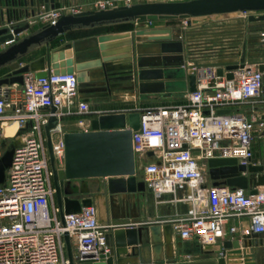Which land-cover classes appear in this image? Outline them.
<instances>
[{"label": "built area", "instance_id": "2783aa9c", "mask_svg": "<svg viewBox=\"0 0 264 264\" xmlns=\"http://www.w3.org/2000/svg\"><path fill=\"white\" fill-rule=\"evenodd\" d=\"M114 1L98 0L93 9L118 6ZM68 8L63 4L40 11L37 19L42 25L53 24L63 14L82 11ZM188 19L183 18L184 24ZM261 36L264 39V29ZM226 64L193 63L195 88L186 102L143 109L139 126L132 129L135 165L143 172L145 186L156 196L169 194L171 201L186 205L169 222L180 239L202 246L216 244L235 231L264 232V186L251 194L242 188L212 185L206 172L207 159L212 157H234L238 163L260 164L264 170V71L244 62L227 78ZM78 95L75 71L50 70L42 77L29 72L20 89L0 85V155L4 140L28 131L12 146L11 164L0 183V264H69L64 232L76 262L94 261L108 252L106 233L111 224L99 223L95 204L65 214L64 223L55 204L43 130L55 116L56 125L50 129L52 150L56 166L63 167L61 119L91 112L89 103ZM50 106L56 110L52 112ZM9 124L16 125L11 135L5 133ZM142 155L149 159L141 162ZM234 219L247 223L226 230Z\"/></svg>", "mask_w": 264, "mask_h": 264}, {"label": "crops", "instance_id": "0c3cea01", "mask_svg": "<svg viewBox=\"0 0 264 264\" xmlns=\"http://www.w3.org/2000/svg\"><path fill=\"white\" fill-rule=\"evenodd\" d=\"M54 1L55 7L66 5L67 2L66 0ZM40 7L43 11V0H41ZM19 9H22V15L18 14ZM32 9L34 7L29 4L27 6L17 5L16 0H14V3L13 0H0V28L23 27V31L15 37V40L36 31L42 24L37 19V12L32 13ZM8 14L10 15V21H8ZM255 18L256 21H253ZM168 20L173 19L128 20L90 27H76L72 31L59 35L49 43L48 47L45 43L34 46L19 60L20 65L31 63L40 57H45L49 52L51 64L55 68L63 69L71 66L75 72H85L86 79L79 82L78 98L89 103L91 112L89 114H66L60 122L62 133L91 130L93 129L92 120L99 118L101 115L121 113L128 115L130 112H139L146 108L186 102L187 94L191 90L189 76L193 74L191 70L193 62L186 55L185 44L183 43L182 51H175L166 48L165 45H168L169 39L152 40L147 38V36L157 35L149 32L151 30L170 29L174 35L173 40L183 42L184 30L182 26L178 24L170 25L166 23ZM249 20L252 24H255L254 29L251 31V37L248 35L250 23L248 21L240 23V27L245 30L247 38L240 41L241 53L239 56L236 58H216L210 62L220 65L237 61L240 60L244 51L245 63L254 64L255 66L264 63V48L256 46L254 49L250 46L260 39L259 33L264 28V20L257 17ZM207 23L210 22L200 21L198 25H206ZM220 23L222 21L217 20L206 26ZM140 31L144 33L139 34ZM242 32L244 33V31ZM168 33L163 32L160 35L165 37ZM67 34H73V38H68ZM139 43L153 44L154 46L147 51L138 52L136 45ZM9 44L1 45L0 49ZM256 56L260 57L259 62L256 61L258 59ZM201 59L200 57V61L195 64L209 62ZM9 71L8 67L0 68V77L7 75ZM5 85L13 89H20L22 84L7 83ZM152 85H155L156 89H151ZM48 110L46 108L42 109L44 112ZM126 125H128L127 116ZM27 133L28 131L21 130L16 139L21 141ZM43 134L46 136L45 129ZM148 159L145 155L139 158L141 162ZM103 178H105V181L100 190L92 193H90V186L83 182L75 184L71 181L65 187L73 197L92 198V203L98 209L100 224L125 221L122 225L129 224L135 228L130 235L131 238L132 234H137V229H141L142 253L152 260L156 257L160 258L157 261L158 264L184 262L215 264L218 255L212 251L218 247L217 243L202 246L195 240H182L178 237L173 225L171 227V250L163 239L162 230L160 231L162 237L161 249L158 252L154 250L149 231L150 224H164L171 221L176 214L182 213L187 208L184 203L171 201V195L169 194L156 196L146 186L142 190L111 193L106 186L107 178ZM137 180H143V176L137 178ZM241 223L246 225L247 222L245 220L241 222L238 219L230 220L226 225V230L230 225L240 226ZM124 236L127 237V234H124ZM226 237L230 236L227 235ZM241 248L245 249L243 245ZM64 252L68 257L66 244ZM242 260V258H229L227 264H243Z\"/></svg>", "mask_w": 264, "mask_h": 264}, {"label": "water", "instance_id": "95a60500", "mask_svg": "<svg viewBox=\"0 0 264 264\" xmlns=\"http://www.w3.org/2000/svg\"><path fill=\"white\" fill-rule=\"evenodd\" d=\"M17 5L33 6L32 13L41 11V0H16ZM44 10L55 7L54 0H43ZM14 3V0H13ZM264 11V0H180V1H153L118 5L108 9H89L76 13L63 14L53 24L42 25L36 31L15 40V36L23 31V27L0 28V46L8 41L9 45L0 49V68L8 67L7 75L0 77V85L7 83L23 84L25 74L33 72L38 77L45 76L50 70L54 73H70L71 66L57 69L51 64L49 52L44 57L20 65V59L34 46L45 43L47 47L59 35L76 27H90L95 25L128 20H154L176 19L185 17H198L212 14L229 13L234 11ZM26 13V11H24ZM22 15V9L18 10ZM15 15V12H14ZM254 17H250L253 19ZM264 20V14L257 17ZM8 21L10 15L8 14ZM149 32L156 33L147 36L148 39H169V50L182 51L183 42L173 40L174 35L170 29H156ZM169 32L165 37L160 33ZM144 33L140 31L139 34ZM153 44L139 43L136 45L138 52H144L153 47ZM164 46V45H163ZM245 52L243 51L239 63L226 64L227 78L233 77V69L243 66ZM264 71V63L258 65ZM222 67L218 74H222ZM78 81H84L85 72H76ZM191 90L195 88V74L189 76ZM158 88V87H157ZM151 89H156L152 85ZM52 112L55 106L48 107ZM222 112V111H221ZM126 116L128 125H126ZM140 113L130 112L128 115L107 114L92 120L91 130L71 131L63 133L64 161L63 167L58 168L52 150L50 129L56 125V117L51 116L45 125L46 144L49 153V164L52 171V180L55 189V201L59 216L64 223V215L81 210L82 206L92 203L91 197H73L66 189L73 179L92 177H106V186L111 193L144 189L143 180L136 178L135 155L132 145V129L139 126ZM100 127V128H99ZM13 148L4 150L0 155V183L5 181V171L11 164ZM150 154V153H149ZM207 173L212 185H227L233 188H242L249 193H256L259 186H264V170L260 164L238 163L234 157H212L207 159ZM125 221H113L106 233L108 252L101 253L94 261L76 262L71 250L70 239L67 232L63 238L66 244L69 264H127L140 262L141 264H158L160 258L154 260L143 255L142 230L134 232L132 225H122ZM171 223H152L149 226L154 250L160 251L163 239L168 248H172ZM127 234V237L124 236ZM264 232L241 233L235 231L230 237L217 243L218 247L212 252L218 255L215 264H227L229 258H242L243 264H264ZM245 247L242 249L241 247ZM248 248V249H246ZM168 264H202L200 262L168 263ZM214 264V263H211Z\"/></svg>", "mask_w": 264, "mask_h": 264}, {"label": "rangeland", "instance_id": "374dc122", "mask_svg": "<svg viewBox=\"0 0 264 264\" xmlns=\"http://www.w3.org/2000/svg\"><path fill=\"white\" fill-rule=\"evenodd\" d=\"M66 5L69 6L68 11L72 9L89 10L93 9L94 3L98 0H66ZM153 1H180V0H115L116 4H127V3H140V2H153ZM264 14V11H234L231 13L224 14H212L207 16L189 17L187 24H184L183 18H176L168 20L166 23L170 25H180L184 30L183 43L186 48V55L190 61L196 63L201 60L212 61L216 58H231L238 57L241 53L240 41L244 38L246 40V32L241 29L240 23L249 24L248 35L251 37V31L254 29L255 24L249 20L250 16L258 17ZM221 20L222 23L211 26H206L211 23ZM200 21H209L206 25H198ZM256 21V18L253 20ZM236 25V26H235ZM246 27V26H245ZM264 29V28H263ZM244 31V33L242 32ZM260 39L256 43L250 45L255 49L256 46L264 48V39L259 33ZM68 38L72 39L73 34H67ZM177 38V37H176ZM257 49V48H256ZM256 61L259 62V58ZM255 58V59H256ZM261 60V59H260ZM191 62V63H192ZM18 139L4 140L3 150L11 148ZM207 172V167H206ZM142 170L136 166V177H142ZM75 184L81 182L87 183L90 186L91 192L100 190L102 184L105 181L103 177H92L84 179H73L71 180Z\"/></svg>", "mask_w": 264, "mask_h": 264}, {"label": "bare ground", "instance_id": "6f19581e", "mask_svg": "<svg viewBox=\"0 0 264 264\" xmlns=\"http://www.w3.org/2000/svg\"><path fill=\"white\" fill-rule=\"evenodd\" d=\"M120 5V4H119ZM231 13V12H229ZM221 14H224V13H221ZM15 128H16V125L15 124H9L5 127V133L7 135H11L14 131H15ZM99 264V263H98Z\"/></svg>", "mask_w": 264, "mask_h": 264}, {"label": "trees", "instance_id": "16d2710c", "mask_svg": "<svg viewBox=\"0 0 264 264\" xmlns=\"http://www.w3.org/2000/svg\"><path fill=\"white\" fill-rule=\"evenodd\" d=\"M72 31V30H71ZM86 31H90V30H86ZM71 33V32H70Z\"/></svg>", "mask_w": 264, "mask_h": 264}]
</instances>
